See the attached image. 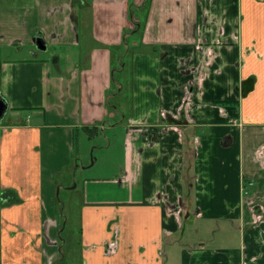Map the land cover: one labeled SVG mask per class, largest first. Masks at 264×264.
Segmentation results:
<instances>
[{"label":"crops","instance_id":"1","mask_svg":"<svg viewBox=\"0 0 264 264\" xmlns=\"http://www.w3.org/2000/svg\"><path fill=\"white\" fill-rule=\"evenodd\" d=\"M16 1L0 7V264L58 258L54 177L79 131L107 129L124 162L108 196L84 189L87 261L169 264L173 245L180 264H264V0ZM199 221L218 243L181 240Z\"/></svg>","mask_w":264,"mask_h":264},{"label":"rangeland","instance_id":"2","mask_svg":"<svg viewBox=\"0 0 264 264\" xmlns=\"http://www.w3.org/2000/svg\"><path fill=\"white\" fill-rule=\"evenodd\" d=\"M16 0H0V7L5 5H14ZM118 76V73H116ZM119 78V76H118ZM252 89L254 87L250 86ZM117 87L113 85L111 90L115 92ZM112 92V93H113ZM120 99V97H119ZM110 100L119 103V100L111 98ZM118 100V101H117ZM31 115L28 110H23V115H19V119ZM12 110L9 109L5 120H11ZM122 133L116 136L111 134L110 130L100 131L97 135L90 137L79 131L73 150V159L69 166L63 171L57 173L54 177V207L52 212L54 219L59 223L58 238L60 246L58 247V258L53 264H106V262L95 263V261L86 260L84 256L85 244L82 236V205L84 201V189L90 191V194L99 192V198L108 195L102 193L113 190L114 184L103 181L104 179H114L122 174L124 162V147ZM261 152V151H260ZM263 153V152H262ZM98 181V182H97ZM211 222L193 223L188 222L185 225L186 231L190 236H181V240L191 244L199 241L200 237L210 239L209 244L215 245L219 242L222 231L212 233L215 224L210 228ZM224 226V224H222ZM198 229L204 233L201 236ZM238 234L237 232L233 233ZM224 235V233H223ZM226 236L228 234H225ZM230 239V246L240 244L239 237ZM167 252L170 255L169 264H180L178 257L179 248L173 245L168 247Z\"/></svg>","mask_w":264,"mask_h":264},{"label":"water","instance_id":"3","mask_svg":"<svg viewBox=\"0 0 264 264\" xmlns=\"http://www.w3.org/2000/svg\"><path fill=\"white\" fill-rule=\"evenodd\" d=\"M35 41H36V44L37 46L40 48V49H46L47 48V45L45 44L44 40H43V37L40 35V36H37L35 38ZM8 108H9V102L7 101V99L1 94V91H0V122L4 119V117L6 116L7 114V111H8Z\"/></svg>","mask_w":264,"mask_h":264},{"label":"trees","instance_id":"4","mask_svg":"<svg viewBox=\"0 0 264 264\" xmlns=\"http://www.w3.org/2000/svg\"><path fill=\"white\" fill-rule=\"evenodd\" d=\"M249 88H251V87L249 86ZM227 102L233 106L236 105V103H237V101H235V100H229V101L227 100Z\"/></svg>","mask_w":264,"mask_h":264}]
</instances>
